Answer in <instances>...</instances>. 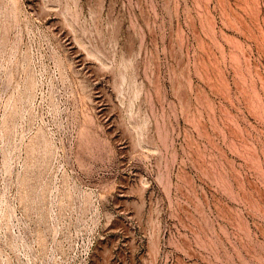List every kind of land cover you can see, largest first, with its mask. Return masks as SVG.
I'll use <instances>...</instances> for the list:
<instances>
[{
	"label": "rangeland",
	"instance_id": "rangeland-1",
	"mask_svg": "<svg viewBox=\"0 0 264 264\" xmlns=\"http://www.w3.org/2000/svg\"><path fill=\"white\" fill-rule=\"evenodd\" d=\"M0 264H264V0H0Z\"/></svg>",
	"mask_w": 264,
	"mask_h": 264
}]
</instances>
